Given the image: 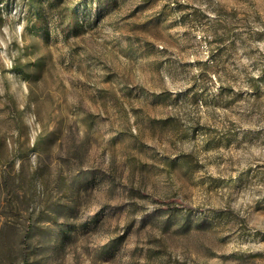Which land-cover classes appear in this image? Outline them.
Here are the masks:
<instances>
[{
    "label": "rangeland",
    "instance_id": "rangeland-1",
    "mask_svg": "<svg viewBox=\"0 0 264 264\" xmlns=\"http://www.w3.org/2000/svg\"><path fill=\"white\" fill-rule=\"evenodd\" d=\"M0 264H264V0H0Z\"/></svg>",
    "mask_w": 264,
    "mask_h": 264
},
{
    "label": "trees",
    "instance_id": "trees-1",
    "mask_svg": "<svg viewBox=\"0 0 264 264\" xmlns=\"http://www.w3.org/2000/svg\"><path fill=\"white\" fill-rule=\"evenodd\" d=\"M168 203H169V202H166V201L164 202V204H166V205H169Z\"/></svg>",
    "mask_w": 264,
    "mask_h": 264
}]
</instances>
